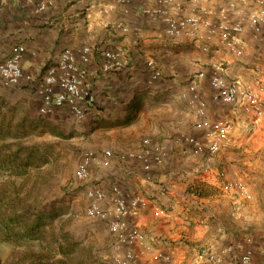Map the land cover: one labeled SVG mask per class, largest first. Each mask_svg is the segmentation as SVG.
I'll return each mask as SVG.
<instances>
[{
    "label": "crops",
    "instance_id": "obj_1",
    "mask_svg": "<svg viewBox=\"0 0 264 264\" xmlns=\"http://www.w3.org/2000/svg\"><path fill=\"white\" fill-rule=\"evenodd\" d=\"M39 1L0 0V59L9 58L16 46H24V70L41 77L64 48L88 45L92 48L88 67L95 105L85 120L77 121L65 109L41 116V100L30 90L0 86V99L6 95L10 104L20 100L24 113L14 119L24 123L22 129L45 133L49 125L76 135L88 132V148L74 153L72 170L83 199L81 215L88 220L84 214L86 188L108 189L117 184L149 203L132 223L154 249L168 255V261L159 264H205L201 255L205 250H220L240 242L245 248L242 239L246 234L254 240L253 264H264V120L255 125L241 116L232 134V150L221 151L208 165L201 158L191 157L188 146L182 143L183 136L198 132L193 110L180 97L197 73L214 67L223 68L229 79L249 81L252 66L264 65V42L255 43L247 32L240 38L245 44L243 58L236 59L224 51L204 55L167 39L163 24L151 23L140 14L141 0H132L129 15L123 14L113 0H58L35 13ZM118 22L129 31L117 29ZM106 50L122 53L125 64L121 70L109 74L101 71ZM150 59L163 73L153 83L148 81L150 71L146 67ZM196 83L200 97L207 102L209 119L232 113L230 107L211 101L207 77ZM8 119L14 121L9 115L0 116V122ZM3 129L0 124V132ZM144 139H150L167 154L148 173L137 163L119 158L120 154L139 149ZM88 150L99 158L103 150H112L114 156L109 168H93L88 181L80 184L75 180V170ZM220 171L242 179L255 199L248 202L225 196L220 188ZM157 208L165 214L156 216ZM104 233L109 252L104 264H112L113 237L106 227Z\"/></svg>",
    "mask_w": 264,
    "mask_h": 264
},
{
    "label": "built area",
    "instance_id": "obj_2",
    "mask_svg": "<svg viewBox=\"0 0 264 264\" xmlns=\"http://www.w3.org/2000/svg\"><path fill=\"white\" fill-rule=\"evenodd\" d=\"M56 1L40 0L35 13L45 11ZM113 1L121 6L123 14L131 13L132 0ZM140 14L151 23L163 24L165 37L173 43L204 55L224 51L236 59L243 58L245 44L240 38L247 32L255 43L264 42V0H141ZM115 27L123 33L129 31L121 22ZM25 55L26 48L16 46L9 58L0 59V86L33 91L41 100V116H52L65 109L75 120H85L96 101L88 67L92 48L88 45L64 48L56 63L48 67L41 77L24 70ZM124 64L120 51L106 50L102 53L100 69L103 73L119 71ZM146 67L150 71L149 83L162 77L163 73L153 59L147 60ZM251 71V79L246 82L229 79L221 67L200 71L186 92L181 94V99L196 117L198 134L182 137L191 157L201 158L209 165L221 151L232 150V134L241 116L249 118L255 125L264 120V65L255 63ZM206 77L212 90L211 101L230 107V115L218 119L207 117V102L200 97L196 83V80ZM113 156L112 150H103L100 158L94 151H85L75 170V180L80 184L87 182L92 169L109 168ZM166 157L165 150L150 139H144L139 149L119 155L123 161L137 163L145 173ZM218 176L221 191L228 198L248 202L255 199L242 179L226 171H220ZM84 196L85 217L103 224L113 237L112 264H159L168 261V255L154 249L147 236L132 223L149 205L142 196L127 193L117 184L108 189L86 188ZM154 214L163 216L165 212L157 208ZM242 241L245 248L240 242L237 246L229 245L220 250H205L201 254L205 264H253L254 240L246 234Z\"/></svg>",
    "mask_w": 264,
    "mask_h": 264
},
{
    "label": "rangeland",
    "instance_id": "obj_3",
    "mask_svg": "<svg viewBox=\"0 0 264 264\" xmlns=\"http://www.w3.org/2000/svg\"><path fill=\"white\" fill-rule=\"evenodd\" d=\"M5 98L0 116L20 118V100ZM0 124V264H104L105 226L81 215L72 176L74 153L88 148V132L49 125L33 132L17 119Z\"/></svg>",
    "mask_w": 264,
    "mask_h": 264
}]
</instances>
